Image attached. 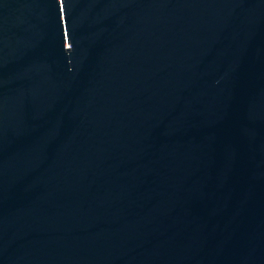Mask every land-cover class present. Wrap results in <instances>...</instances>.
Wrapping results in <instances>:
<instances>
[{"label": "water", "instance_id": "water-1", "mask_svg": "<svg viewBox=\"0 0 264 264\" xmlns=\"http://www.w3.org/2000/svg\"><path fill=\"white\" fill-rule=\"evenodd\" d=\"M0 264H264V0H0Z\"/></svg>", "mask_w": 264, "mask_h": 264}]
</instances>
